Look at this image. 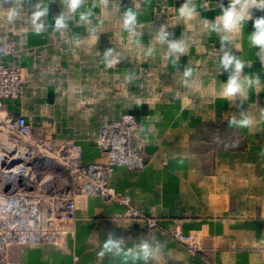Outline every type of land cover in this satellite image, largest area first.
Here are the masks:
<instances>
[{
	"label": "crops",
	"instance_id": "1",
	"mask_svg": "<svg viewBox=\"0 0 264 264\" xmlns=\"http://www.w3.org/2000/svg\"><path fill=\"white\" fill-rule=\"evenodd\" d=\"M229 2L193 0L198 15L184 20L178 9L185 0H108L106 6L86 0L66 19L67 28L56 30V17L68 11L64 0H0V46L13 45L3 61L25 81L6 112L23 116L35 139L77 145L84 164L104 161L101 127L131 114L138 122L133 144L145 160L142 169L117 167L110 174L130 210L100 199L80 207L58 246L25 249L16 255L19 264H123L112 253L98 255L109 236L127 248L142 239L160 243L162 255L150 264H264V64L250 41L264 10L253 9V19L226 44L244 62L243 75L260 80L243 101L229 100L221 95L230 75L220 65L221 33L205 27ZM37 4L48 9L37 21L44 25L39 33L32 23ZM13 8L18 15L9 22ZM129 9L137 13L135 34L123 28ZM81 11H91V23L80 20ZM161 27L186 44L178 62L155 41ZM108 49L119 59L112 67L104 58ZM186 68L193 69L188 84ZM241 113L249 126L230 123ZM35 151L34 191L58 222L55 204L71 195L70 177ZM45 166L48 172L40 173ZM146 217L154 228H147ZM175 231L197 234L201 250L190 252Z\"/></svg>",
	"mask_w": 264,
	"mask_h": 264
},
{
	"label": "built area",
	"instance_id": "2",
	"mask_svg": "<svg viewBox=\"0 0 264 264\" xmlns=\"http://www.w3.org/2000/svg\"><path fill=\"white\" fill-rule=\"evenodd\" d=\"M12 50V43L0 46V264H18L7 257L11 248L56 243L60 230L74 216L76 194L96 196L130 210L128 197L114 188L110 174L117 167L139 170L145 165L143 152L133 144L138 122L131 114H122L101 127L97 142L104 152L103 162L84 164L77 145H58L53 140L33 138L23 116L6 112L7 102L18 99L25 86L21 70L3 61L4 54ZM29 148L44 153L69 174L71 195L64 194L55 204L58 222L35 194V180L18 177L22 164L29 166L30 171L28 156L33 152H28ZM144 222L147 228L155 227L152 218L146 217ZM172 235L192 253L202 248L197 234L175 231Z\"/></svg>",
	"mask_w": 264,
	"mask_h": 264
},
{
	"label": "clouds",
	"instance_id": "3",
	"mask_svg": "<svg viewBox=\"0 0 264 264\" xmlns=\"http://www.w3.org/2000/svg\"><path fill=\"white\" fill-rule=\"evenodd\" d=\"M67 7V13H62L55 19V29H66V19L72 14H75L78 9H81L86 3V0H64ZM102 5H107L108 0H100ZM36 11L32 16V23L37 33L41 32L44 25L40 21L41 17H44L48 11L47 7H41L40 4L36 5ZM264 10V0H230L227 7H222V14L218 16L215 22H205V27L221 33V52L220 58L221 68L230 73L226 83L223 84L221 95L225 99L235 100L239 99L243 101L248 89L258 86L260 83L258 76L243 75V69L245 67L244 62L238 59L231 51L226 47L227 43L234 40L235 36L239 34L242 26L245 22L252 20V10ZM179 11V18L184 20H190L198 15L193 0H185ZM18 15L16 8L8 11L7 19L12 22ZM91 11H81L80 20L85 23H91L90 17ZM123 28L130 34H135L137 27V13L129 9L122 15ZM254 31L250 36L251 44L259 48L258 56L262 64H264V16L256 18L253 21ZM95 31V29H93ZM170 34L163 28L159 30L155 37L156 43L161 45H167V55L174 56L175 61L178 62L180 55L185 54L186 44L182 40L170 39ZM154 52V47L147 49V55L151 56ZM104 58L107 61V66L112 67L119 62L113 54L112 49H108L104 53ZM193 69L186 68L183 72V76L186 78L184 83L188 84L189 77L192 76ZM230 123L237 124L241 127H246L251 124V119L241 113V118L233 120ZM162 245L160 243H153L148 239H142L138 244L131 248L124 246L122 240H115L111 236L103 243L101 251L98 255L103 256L106 253H112L113 255L122 258L123 264H150V262L156 261L162 255Z\"/></svg>",
	"mask_w": 264,
	"mask_h": 264
},
{
	"label": "rangeland",
	"instance_id": "4",
	"mask_svg": "<svg viewBox=\"0 0 264 264\" xmlns=\"http://www.w3.org/2000/svg\"><path fill=\"white\" fill-rule=\"evenodd\" d=\"M26 144V143H25ZM35 151V150H34ZM34 151L32 150V148H29V151L28 152H30V153H32V155L30 154V156H28L29 157V160H30V171H29V167L27 166V165H25V163L24 164H22V166L18 169V172H17V174H18V177L19 178H22V179H24V178H33V176H32V170H31V166H32V160H33V158H34V156H35V153H34ZM36 152V151H35ZM61 166V165H60ZM46 167V168H45ZM43 169H40V173H43V174H46L48 171V167L47 166H45ZM63 167V166H62ZM64 168V167H63ZM66 170V169H65ZM41 175V174H40ZM39 175V176H40ZM38 179V178H37ZM36 179V180H37ZM38 181V180H37ZM36 181V182H37ZM36 182H35V185L34 186H36ZM124 196H126V195H124ZM75 210H78V208H80V207H83V206H86V205H88V204H93L94 203V201L95 200H99V198L98 197H96V196H90V195H87V194H82L81 196H77V197H75ZM41 202H44V201H42L41 200ZM116 203V202H115ZM64 233H65V229L63 230V229H61L60 230V235L58 236V240H57V242L56 243H54V244H51V245H53V246H58V244H59V242L61 241V238H63V236H64ZM43 244H47V243H43ZM50 245V244H49ZM35 246H37V245H33V246H19V247H14V248H11L8 252H7V257L10 259V260H14L16 263H18L19 264V260L17 259V257H16V255L17 254H20L23 250H25V249H29V248H33V247H35Z\"/></svg>",
	"mask_w": 264,
	"mask_h": 264
},
{
	"label": "water",
	"instance_id": "5",
	"mask_svg": "<svg viewBox=\"0 0 264 264\" xmlns=\"http://www.w3.org/2000/svg\"><path fill=\"white\" fill-rule=\"evenodd\" d=\"M19 181H20V180H19ZM7 188H8V185L5 186V189H7Z\"/></svg>",
	"mask_w": 264,
	"mask_h": 264
},
{
	"label": "bare ground",
	"instance_id": "6",
	"mask_svg": "<svg viewBox=\"0 0 264 264\" xmlns=\"http://www.w3.org/2000/svg\"><path fill=\"white\" fill-rule=\"evenodd\" d=\"M29 167V166H28Z\"/></svg>",
	"mask_w": 264,
	"mask_h": 264
}]
</instances>
